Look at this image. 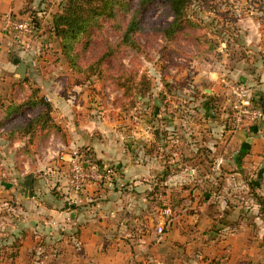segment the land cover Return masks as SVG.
<instances>
[{
	"label": "rangeland",
	"instance_id": "obj_1",
	"mask_svg": "<svg viewBox=\"0 0 264 264\" xmlns=\"http://www.w3.org/2000/svg\"><path fill=\"white\" fill-rule=\"evenodd\" d=\"M118 1L114 17H100L79 36L74 53L82 70L71 67L52 28L51 16L66 0H32L23 5V10L12 13L21 20L28 18L29 11L50 13L49 18L44 15L41 18L43 32L27 37L23 43L6 30L11 47L3 60L13 67L14 57L20 55L30 63L35 79L42 76L53 81L54 92L61 94L60 100L53 101L54 105L59 104L57 115L52 114L59 130L50 133H58L66 140L68 125L74 128L76 123L85 124L88 136L107 142L113 152L108 158L98 159L90 147L77 148L80 151L88 148L92 156L109 167L103 178L92 181L78 193L72 190L69 181L74 150L68 151V158H62L60 152L53 169L63 177L54 181L51 191L64 196L63 201L66 197L77 201L73 195L86 194L90 199L86 203L75 202L80 204L78 210L82 211L83 219L98 210L103 212L112 201L113 211H127V216L120 220L117 214L109 213L106 225L123 223L149 229L154 240L149 247L142 248L144 255H140L136 264H264V122L232 126L230 117L224 116L225 111L230 114L231 98L226 82L241 79L237 75L212 78L208 72L213 69L224 72L236 58L244 59V49L230 38L241 42L243 33L237 18L249 10L263 17L264 0H188L185 15L199 26L186 23L171 35L167 29L174 15L167 0ZM133 17L139 26L133 33L135 44L127 45L121 39ZM260 76L250 78L247 83L263 106L257 99L262 94L258 89ZM73 98L77 112L70 116L62 112L61 106L71 103ZM65 118L72 121L57 120ZM27 119L26 115H20L3 128L26 123ZM167 119L171 120L169 128L165 125ZM155 132V140H148L150 133ZM167 132L179 135L184 151L181 158L186 164L179 171L171 169L173 176H177L170 178L169 185L161 184L162 178L153 186H147L143 180L136 186L118 180L120 172L114 158L118 147L131 155L136 150L157 157L166 155L177 144V136L168 137ZM216 133H228L230 139L226 143V138L219 140ZM6 141L0 134V188L9 179L3 174L5 166L1 165L8 158ZM219 159L222 164L217 167ZM227 160L230 164L225 166ZM17 189L25 199L33 184L28 187L22 178L17 181ZM171 194H176L175 199L180 198L179 209L164 214ZM106 199H109L107 203ZM19 201L15 193L0 194V219L11 231L14 220L20 216L23 220V211L29 210L26 202ZM26 236L14 235L7 245L0 247V264H62V257L53 258V255L66 251L67 244L52 247L49 235L27 233ZM137 236L143 235L140 232ZM21 241L24 247L19 252Z\"/></svg>",
	"mask_w": 264,
	"mask_h": 264
},
{
	"label": "crops",
	"instance_id": "obj_2",
	"mask_svg": "<svg viewBox=\"0 0 264 264\" xmlns=\"http://www.w3.org/2000/svg\"><path fill=\"white\" fill-rule=\"evenodd\" d=\"M28 3H32V0H0V72H3L2 69H5L3 68L4 66L7 67L2 74L0 73V119L4 117L5 110L16 108L17 99L24 100L27 97L31 92V87L40 88V94L48 97L53 105L52 114L54 117L57 115V108H59V104L56 106L53 101L54 99L56 101L57 98L60 100L61 94L60 92H54L53 81L45 80L42 76L37 77L38 80L35 79V73H32V69L30 70L28 60H25L28 64L26 75L22 78L18 74V66L16 68L17 64L14 62L16 57L20 58V55L14 57L13 67L9 65V62L3 60L11 47V39L6 31L8 17L12 16V13L14 14L16 11L23 10V5L26 6ZM37 14L40 18H43V15L49 18L50 13L38 10ZM256 14L253 10H249L242 18H237V23L242 29L243 37L241 42L231 40L233 44H238L239 47L242 46L246 53V58H236L233 60L234 63L230 65V68L224 72H221L220 69H213L208 72L212 75V78L219 75H222L223 79L224 76L234 78L237 75L240 79H246L245 82H250V78H259V74L262 73L258 89L264 96V16L260 17ZM51 17L53 20V14ZM234 23L236 24V22ZM41 25L44 26L42 19ZM234 29L235 27L232 28V30ZM43 30L44 28L40 32L42 33ZM233 36L236 37L237 35ZM21 80H25V82L21 83ZM72 100L74 98L70 99L71 103H66L63 107L61 106L62 112L64 111L65 114L70 116L75 115H72L73 112H77L74 107L75 102ZM262 107L264 109V105ZM18 108L19 112H21L20 115H26V118H28L26 123L30 122L35 115V113L33 115L31 113L34 110H31L29 106ZM20 115H17V113L12 114L9 118L5 119V124L0 126V129L2 128L0 134L4 138L6 137L3 133L9 131L12 127H3L9 122L16 121ZM165 116L169 117V115ZM224 116L225 118L228 116L226 111ZM57 120L62 122L72 121L68 118ZM169 122H171L170 119L165 121L166 127L169 126ZM68 127L69 131L66 140L62 139L58 133L52 132L48 136L46 135L42 139L31 143L30 149L33 155L24 152L26 145L29 143V135L20 136L13 141L7 139L8 151L6 150V154H8V158L2 160L1 165L5 166L6 170L3 174L8 175L9 179L7 178V180L2 182L3 188H0V194L10 196L11 193H15V196L20 200L19 202H26V209L29 210L23 211V220L21 219L22 216L14 220L13 231L10 230L9 226L3 224V219H0V234H4V237L0 238V247L7 245L10 238H14V235L16 238H22L27 233H40L43 237L49 235L48 240L52 244V247H56L60 243L68 245V248L66 251H62V254L55 253L53 255V258L62 257V264H136L135 261L139 259L140 255H144L141 254L142 248H145L144 246L149 247L150 243L154 240L153 234H151L149 229H138L130 225H124L123 223L106 225L109 213H112V216L117 214L120 220H124L127 216V211H113L112 201L106 204L103 212L98 210V213H94L91 217L83 219L82 211L78 210L80 204L75 202L86 203V200H90L86 194L83 196L73 195L74 198H77V201L68 197L63 201L64 196L60 197L51 191L54 181L60 180L59 176L63 177L60 171L57 172V169H53L54 167L56 168L55 159L60 152L63 154L62 158H68V151L85 146L90 147L96 152L98 159L108 158L110 153H113L109 149L107 142L104 143L103 140H99L98 138L91 139L88 136L87 125L76 123L74 128L70 125ZM157 133L159 132L157 131ZM167 134L171 138L177 136V144L174 150H170L166 155H158L157 157V154H150L144 151L137 153L136 150L134 152L136 158H134V153L132 155L130 153L126 154L123 147H118L114 152V158L117 160V169L120 172L118 180L123 183L126 182V184L134 183L135 186L140 183V180H143L147 182V186H153V184L156 185V182L162 178V183L169 185L170 178L177 176H173L174 172L171 169H178L179 171L186 164L184 158H181L184 156V151H182V147L180 146L179 135L172 132H167ZM149 136L148 140L149 138L150 141L155 140L156 132L154 134L150 133ZM216 137L219 140L226 138V143L230 139L228 133H221V135L216 133ZM228 145L229 150L230 141ZM173 152L174 154H172ZM210 153L213 155V152ZM201 154L204 155L203 152ZM34 156L36 157L35 159ZM229 164L230 161H225V166ZM28 174L32 175L33 190L30 189L27 197L24 199L25 195L17 189V181L23 178L26 182ZM117 190L119 189L115 188V191ZM108 200L106 199V203ZM67 204L69 208L66 207ZM94 217H98L99 219ZM4 219H7V217H4ZM65 220L67 222H64ZM97 221L99 224H96ZM140 232L143 236L136 237ZM9 234L10 236L7 237ZM21 242L19 252L24 247V242ZM74 244L78 247L73 246Z\"/></svg>",
	"mask_w": 264,
	"mask_h": 264
},
{
	"label": "trees",
	"instance_id": "obj_3",
	"mask_svg": "<svg viewBox=\"0 0 264 264\" xmlns=\"http://www.w3.org/2000/svg\"><path fill=\"white\" fill-rule=\"evenodd\" d=\"M172 9L174 15V20L172 24L167 29L168 33L171 35L175 31L181 30L186 23L194 24L196 27L199 25L186 17V9L188 6V0H167ZM118 0H66L65 5L60 8L56 13L53 14L52 28L54 35L59 39L60 45L62 47V54L68 59L72 68H77L78 70L82 66L78 65L76 62L77 53H74L76 42L79 36L87 31L93 22H95L100 17H114L116 15L117 8L115 7ZM28 18H26L30 24L33 26V36H36L42 28L41 18L37 14V11H29ZM138 23L135 17H133L126 29L124 35L121 39V43L125 44H135L133 33L138 30ZM31 35V36H32ZM237 42L239 39L230 38ZM204 41V40H202ZM25 80H21V83ZM256 104L262 107L257 101ZM16 106V105H15ZM29 106L31 110L36 111L32 120L28 123H18L12 125L11 129L4 132L3 135L8 140H15L20 136H30L29 143L26 145L24 152L29 155H33L30 149V144L34 143L38 139H42L44 136L48 135L51 131L59 130L58 126L53 123L52 111L53 105L45 95L40 94V88L31 87V92L27 95L24 100L17 99V106L15 109L5 110V115L0 119V126L5 124V119L9 118L12 114L17 113L20 115L18 107ZM254 126V125H253ZM45 131V132H44ZM88 149V148H86ZM85 150V148H82ZM101 162V161H100ZM161 181V182H160ZM162 184V180H160ZM158 184V183H157ZM156 184V185H157ZM166 186V185H165ZM163 186V187H165ZM167 191V190H166ZM174 195L171 194L168 198L170 200V205L165 208H169L170 212H175L179 209L180 198L175 199ZM171 214V213H170ZM17 242V239L15 240ZM17 245L18 244L17 242Z\"/></svg>",
	"mask_w": 264,
	"mask_h": 264
},
{
	"label": "built area",
	"instance_id": "obj_4",
	"mask_svg": "<svg viewBox=\"0 0 264 264\" xmlns=\"http://www.w3.org/2000/svg\"><path fill=\"white\" fill-rule=\"evenodd\" d=\"M33 26L27 19H16L13 16L8 17L6 24V30L11 31L13 36L18 42L23 41L33 34ZM230 87V123L235 128L243 125H256L260 122H264V109L256 104L254 91L247 82L230 81L226 82ZM89 149L80 151L76 149L73 151V155L70 158L71 162V175L70 185L75 193L81 192L88 187L94 180L101 179L105 176V171L109 169L104 162H100L94 156L91 155ZM217 167L222 164V160L219 159L216 163ZM170 209H163L162 213L169 214ZM163 228H159L161 233Z\"/></svg>",
	"mask_w": 264,
	"mask_h": 264
},
{
	"label": "water",
	"instance_id": "obj_5",
	"mask_svg": "<svg viewBox=\"0 0 264 264\" xmlns=\"http://www.w3.org/2000/svg\"><path fill=\"white\" fill-rule=\"evenodd\" d=\"M14 62L17 64L18 68H17V72L18 74L24 78L25 75H26V71H27V67H28V64L25 60L19 58V57H16ZM246 79H241L242 82H245ZM257 99L259 101H261L263 104H264V97L263 95L260 93L259 96L257 97ZM25 184L31 188V185H32V175L31 174H28L27 175V180L25 182ZM67 208H69V205L67 204L66 205ZM74 216V215H73Z\"/></svg>",
	"mask_w": 264,
	"mask_h": 264
}]
</instances>
